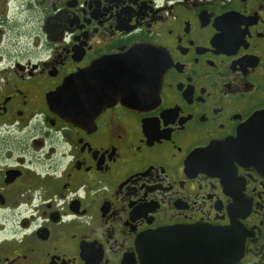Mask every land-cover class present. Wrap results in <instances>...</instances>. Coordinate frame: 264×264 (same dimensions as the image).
<instances>
[{
    "label": "flooded vegetation",
    "instance_id": "flooded-vegetation-1",
    "mask_svg": "<svg viewBox=\"0 0 264 264\" xmlns=\"http://www.w3.org/2000/svg\"><path fill=\"white\" fill-rule=\"evenodd\" d=\"M136 47L142 92L87 81L84 119L63 117L67 77ZM257 149L264 0H0V264H141L145 234L198 264L200 228L264 264Z\"/></svg>",
    "mask_w": 264,
    "mask_h": 264
},
{
    "label": "water",
    "instance_id": "water-1",
    "mask_svg": "<svg viewBox=\"0 0 264 264\" xmlns=\"http://www.w3.org/2000/svg\"><path fill=\"white\" fill-rule=\"evenodd\" d=\"M148 65L149 51L143 47H136L129 55L123 57L99 59L90 67L66 78L60 91L54 95L57 110L72 122L83 120L91 99L85 92V89L89 87L87 81H92V87L102 91L115 88L114 96L119 95V89L125 87V82H129L136 88L139 86L142 92V89L146 87ZM128 73H133L134 77L129 76ZM110 98L111 95L102 97V104L107 105ZM239 141L243 142L242 136ZM260 151L262 149L255 150L256 157L264 158V155L260 156ZM200 230L203 235L198 237V240L200 243L203 242L204 252L198 264H233L239 259V254L231 251L232 247L238 245V240L231 236L230 230L209 228H200ZM150 238L148 234H145L137 242L141 264H183L170 259V255L164 251L166 246L162 243H156L157 249L154 252L152 247L154 243L151 244ZM165 256L169 258L164 259Z\"/></svg>",
    "mask_w": 264,
    "mask_h": 264
}]
</instances>
